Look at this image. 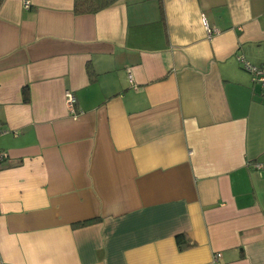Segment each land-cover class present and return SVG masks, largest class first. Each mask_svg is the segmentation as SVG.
Here are the masks:
<instances>
[{
  "label": "crops",
  "instance_id": "1",
  "mask_svg": "<svg viewBox=\"0 0 264 264\" xmlns=\"http://www.w3.org/2000/svg\"><path fill=\"white\" fill-rule=\"evenodd\" d=\"M161 3L1 0L0 264H264V0Z\"/></svg>",
  "mask_w": 264,
  "mask_h": 264
},
{
  "label": "trees",
  "instance_id": "2",
  "mask_svg": "<svg viewBox=\"0 0 264 264\" xmlns=\"http://www.w3.org/2000/svg\"><path fill=\"white\" fill-rule=\"evenodd\" d=\"M118 0H73V12L75 14H87V13H95L103 8L110 6ZM158 2L161 20L163 21V11H162V3L161 0H156ZM1 2V0H0ZM88 74L91 79L94 78L95 74L93 70L88 69ZM22 100L25 103H28L30 100L28 88L25 86L22 88ZM91 222V221H87ZM86 221L80 222V224H85ZM175 240L178 248L180 250L186 249L190 246L189 240L183 233H178L175 235Z\"/></svg>",
  "mask_w": 264,
  "mask_h": 264
},
{
  "label": "built area",
  "instance_id": "3",
  "mask_svg": "<svg viewBox=\"0 0 264 264\" xmlns=\"http://www.w3.org/2000/svg\"><path fill=\"white\" fill-rule=\"evenodd\" d=\"M27 6V4H26ZM205 29L208 35L212 34V29L205 23ZM238 59L240 62H242V65L250 71L252 74V79L257 82L260 85L262 96H264V65L262 66H253L249 63H247L242 56H238ZM64 99H65V106L67 111L73 115L76 116L79 112L75 108L76 98L72 90L66 89L64 91ZM2 129L0 128V132ZM218 254L215 255L217 258Z\"/></svg>",
  "mask_w": 264,
  "mask_h": 264
}]
</instances>
